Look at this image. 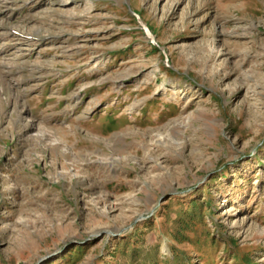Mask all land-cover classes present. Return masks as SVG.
<instances>
[{"label": "rangeland", "instance_id": "obj_1", "mask_svg": "<svg viewBox=\"0 0 264 264\" xmlns=\"http://www.w3.org/2000/svg\"><path fill=\"white\" fill-rule=\"evenodd\" d=\"M0 264H264V0H0Z\"/></svg>", "mask_w": 264, "mask_h": 264}]
</instances>
